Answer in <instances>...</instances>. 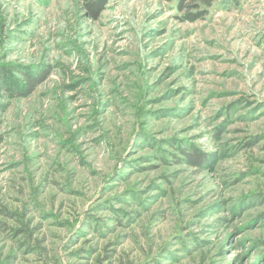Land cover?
<instances>
[{
	"label": "rangeland",
	"instance_id": "obj_1",
	"mask_svg": "<svg viewBox=\"0 0 264 264\" xmlns=\"http://www.w3.org/2000/svg\"><path fill=\"white\" fill-rule=\"evenodd\" d=\"M83 3L0 0V264H264V0Z\"/></svg>",
	"mask_w": 264,
	"mask_h": 264
},
{
	"label": "trees",
	"instance_id": "obj_2",
	"mask_svg": "<svg viewBox=\"0 0 264 264\" xmlns=\"http://www.w3.org/2000/svg\"><path fill=\"white\" fill-rule=\"evenodd\" d=\"M84 7L88 17L93 20H97L104 11L106 6V0H83ZM164 2H171L172 0H161ZM215 0H178V6L181 11H185L184 20L188 22H195L203 18L202 12L192 13L187 12L189 8H197L198 4H202L206 7H211ZM48 71H43L42 74H38L36 78L28 79L26 83V92L19 94L18 97H27L34 93L38 85L43 83L47 79ZM9 75L6 69H0V97L4 93H7L6 77ZM187 158L192 165L198 166L204 162V155L197 152H188Z\"/></svg>",
	"mask_w": 264,
	"mask_h": 264
}]
</instances>
